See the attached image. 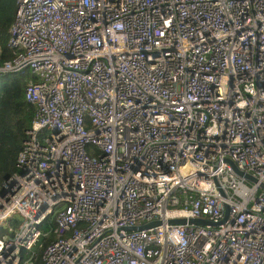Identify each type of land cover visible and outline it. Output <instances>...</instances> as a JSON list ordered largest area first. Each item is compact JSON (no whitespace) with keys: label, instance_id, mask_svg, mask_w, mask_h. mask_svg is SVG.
Wrapping results in <instances>:
<instances>
[{"label":"built area","instance_id":"obj_1","mask_svg":"<svg viewBox=\"0 0 264 264\" xmlns=\"http://www.w3.org/2000/svg\"><path fill=\"white\" fill-rule=\"evenodd\" d=\"M8 33L0 264H264V0H16Z\"/></svg>","mask_w":264,"mask_h":264},{"label":"trees","instance_id":"obj_2","mask_svg":"<svg viewBox=\"0 0 264 264\" xmlns=\"http://www.w3.org/2000/svg\"><path fill=\"white\" fill-rule=\"evenodd\" d=\"M16 0H0V66L13 57L8 47V30L13 23ZM33 77L30 74L8 73L0 78V186L11 174L17 171L16 157L25 138V131L31 126L35 115V106L24 96L27 82ZM54 227L53 220L49 221ZM45 225L48 228V225ZM52 235L43 238L47 243ZM40 250H37L35 264H40Z\"/></svg>","mask_w":264,"mask_h":264},{"label":"water","instance_id":"obj_3","mask_svg":"<svg viewBox=\"0 0 264 264\" xmlns=\"http://www.w3.org/2000/svg\"><path fill=\"white\" fill-rule=\"evenodd\" d=\"M234 168V171L239 174V175H242V176H245L246 178H249L251 179L252 181H255L253 178H250V176L248 174H245L244 172L242 171H239L235 166H233ZM7 178V177H6ZM5 178V179H6ZM261 188L264 189V184H261ZM21 221V217H19L17 214L13 215L12 218L10 219V224L13 225V226H16L19 224V222ZM181 221H184V219H175V220H169L168 222L170 223H174V222H181ZM192 221V220H191ZM138 227V226H136ZM131 229V228H130ZM2 233H5V229H2L0 228V235Z\"/></svg>","mask_w":264,"mask_h":264},{"label":"bare ground","instance_id":"obj_4","mask_svg":"<svg viewBox=\"0 0 264 264\" xmlns=\"http://www.w3.org/2000/svg\"><path fill=\"white\" fill-rule=\"evenodd\" d=\"M27 71H28V70H25L24 72H27ZM17 74H20V73H17ZM30 80H31V79H30ZM30 80H29V81H30ZM29 81H28V82H29ZM28 82H27V84H28ZM28 102H29V101H28ZM0 187H1V186H0ZM0 228H1V227H0ZM2 229H4V228H2Z\"/></svg>","mask_w":264,"mask_h":264},{"label":"rangeland","instance_id":"obj_5","mask_svg":"<svg viewBox=\"0 0 264 264\" xmlns=\"http://www.w3.org/2000/svg\"><path fill=\"white\" fill-rule=\"evenodd\" d=\"M0 78H1V76H0ZM0 85H1V82H0Z\"/></svg>","mask_w":264,"mask_h":264}]
</instances>
